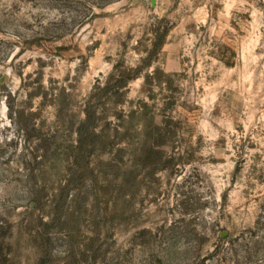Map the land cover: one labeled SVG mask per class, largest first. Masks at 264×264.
I'll list each match as a JSON object with an SVG mask.
<instances>
[{"label":"rangeland","instance_id":"obj_1","mask_svg":"<svg viewBox=\"0 0 264 264\" xmlns=\"http://www.w3.org/2000/svg\"><path fill=\"white\" fill-rule=\"evenodd\" d=\"M0 264H264V0H0Z\"/></svg>","mask_w":264,"mask_h":264},{"label":"trees","instance_id":"obj_2","mask_svg":"<svg viewBox=\"0 0 264 264\" xmlns=\"http://www.w3.org/2000/svg\"><path fill=\"white\" fill-rule=\"evenodd\" d=\"M130 73H131V70L129 71ZM156 72L158 73V71L156 70ZM130 73H128L130 76H129V78H128V80H131V79H134V78H137L138 76H139V74H130Z\"/></svg>","mask_w":264,"mask_h":264},{"label":"water","instance_id":"obj_3","mask_svg":"<svg viewBox=\"0 0 264 264\" xmlns=\"http://www.w3.org/2000/svg\"><path fill=\"white\" fill-rule=\"evenodd\" d=\"M153 1V4L155 5V0H152Z\"/></svg>","mask_w":264,"mask_h":264}]
</instances>
